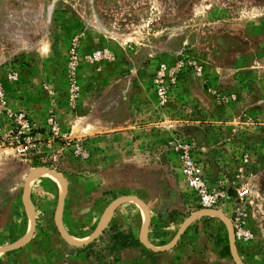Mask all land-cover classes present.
<instances>
[{"label":"rangeland","instance_id":"374dc122","mask_svg":"<svg viewBox=\"0 0 264 264\" xmlns=\"http://www.w3.org/2000/svg\"><path fill=\"white\" fill-rule=\"evenodd\" d=\"M0 83V264H264V0H0Z\"/></svg>","mask_w":264,"mask_h":264},{"label":"built area","instance_id":"2783aa9c","mask_svg":"<svg viewBox=\"0 0 264 264\" xmlns=\"http://www.w3.org/2000/svg\"><path fill=\"white\" fill-rule=\"evenodd\" d=\"M9 77L14 78L15 76L10 74ZM4 94V88L0 83V102H3ZM24 117V114H21L18 119L21 120ZM181 174L185 178L188 188L192 190V192H194L198 197L199 204L212 207L218 203V194L207 187L200 168L196 166L191 160L184 162L181 169Z\"/></svg>","mask_w":264,"mask_h":264},{"label":"trees","instance_id":"16d2710c","mask_svg":"<svg viewBox=\"0 0 264 264\" xmlns=\"http://www.w3.org/2000/svg\"><path fill=\"white\" fill-rule=\"evenodd\" d=\"M103 234L109 236L106 249L110 254L141 244L140 239L132 231L119 230L117 227L103 230ZM92 244L90 243L89 246H92ZM225 250L229 251V246H226Z\"/></svg>","mask_w":264,"mask_h":264},{"label":"crops","instance_id":"0c3cea01","mask_svg":"<svg viewBox=\"0 0 264 264\" xmlns=\"http://www.w3.org/2000/svg\"><path fill=\"white\" fill-rule=\"evenodd\" d=\"M57 219H58V214H57V212H55V215H54V217H53V221H57ZM57 223V222H56ZM138 238L140 237L139 235L137 236Z\"/></svg>","mask_w":264,"mask_h":264}]
</instances>
